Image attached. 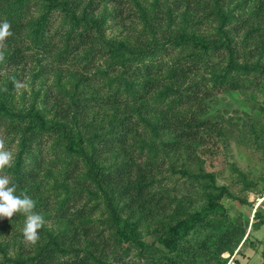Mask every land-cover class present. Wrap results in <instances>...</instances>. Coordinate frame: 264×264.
<instances>
[{"label":"trees","instance_id":"16d2710c","mask_svg":"<svg viewBox=\"0 0 264 264\" xmlns=\"http://www.w3.org/2000/svg\"><path fill=\"white\" fill-rule=\"evenodd\" d=\"M234 1L0 0V23L7 21L11 32L0 39V137L17 143L14 162L2 169L3 174L10 175L17 191L39 198L45 212L54 211L49 217L63 223L52 238L40 227L39 239L32 243L23 234L20 238L18 231L11 232L13 220H24L23 214L0 218V236L7 232L12 241L21 239L16 257L6 256L0 264H100L92 250L76 248L85 242L93 250L114 254L134 247L135 257L136 250L139 258L152 255L153 264H226L238 249L236 260L241 264L238 255L251 239V231L247 233L222 203L230 190L210 184L211 190L204 189L206 201L202 198L197 208L191 202L189 207L170 211L174 200L156 184L152 162L138 160L137 146L127 148L129 138L134 136L137 144L148 130L161 126L174 133L168 143L174 148L208 136L221 139L224 126L202 115L210 111L205 99L213 88L225 83L240 87L228 77V66L220 72L218 61L210 64L213 51L219 49L221 61L235 52L233 34L245 33L242 45H254L258 63H229L230 68L245 75H256L255 70L260 69L258 75L264 80V0ZM54 21H59V26H53ZM112 26L120 29L117 35L106 34ZM123 31L127 36L136 34V39L130 41ZM211 36L214 39L208 38ZM80 60L82 67L76 64ZM72 65L77 67L69 69ZM204 66L211 68L213 76L204 75ZM23 73L43 80L54 76L42 101L55 111L57 121L37 106L39 91L24 95L22 105L16 103L22 85L18 78ZM63 79H73L72 87L63 90ZM189 81L192 83L185 85ZM180 106L190 107V113L177 111ZM70 124L75 130L71 133ZM246 125L257 138L262 137L264 122L259 118ZM59 138L62 150L73 160L80 158L74 154L82 155L90 169L105 152L119 146L128 159L118 171L114 174L98 167L92 175L106 198L112 201L111 193L121 197L133 216L155 223L148 222L158 242L146 244L129 220L132 228L128 231L117 205L108 204L112 220L100 227L83 203V192H71L57 208L49 210L53 200L39 194L38 181L49 160L48 149L43 147ZM112 188H117L119 195ZM262 212L259 217L263 222ZM260 222H254L252 229ZM1 250L6 254L9 249ZM117 260V264H140Z\"/></svg>","mask_w":264,"mask_h":264},{"label":"rangeland","instance_id":"374dc122","mask_svg":"<svg viewBox=\"0 0 264 264\" xmlns=\"http://www.w3.org/2000/svg\"><path fill=\"white\" fill-rule=\"evenodd\" d=\"M238 1L242 0H235V4ZM59 24V21L53 22V26H59ZM119 32L120 29L114 26L106 29L107 35H117ZM122 33L124 35L126 31ZM244 34V32H240L236 36L233 34L237 43L235 44L236 50L232 55L228 53L226 59L221 61L223 57L217 56L218 49L217 52H212L210 59V64L218 61L216 63L217 69L222 68L219 70L220 72H222L223 68L226 71L225 67L228 66L230 71L228 77L237 80L240 84L238 89L231 87L228 83H225L220 88L215 87L212 89L213 93L207 95L205 99L210 111L208 109L209 113L202 115V117L212 118L219 126H224L221 129L223 136H221L219 141L216 140L215 136H208L204 137L203 141L191 145L188 143L179 144L174 148L168 144L169 140L174 138V133L161 126L156 130H148L147 135L140 137V141L137 144H135L134 136V139L129 138L128 142H130V145L128 144L127 148L132 150L134 146H137L134 150L138 154V160L143 163L148 160L152 162L156 184L165 188L170 195V199L173 198L174 200L170 211H175L179 207H189L191 202L193 207L197 208L202 203V198L206 201L204 189L211 190L210 184L226 186L230 190L231 195H225L222 198V203H224L231 217L241 224L248 233L251 231L254 222L259 223L261 221L259 214L262 211L264 212V200L261 201L264 196V133H262L261 138H257L251 132V128L246 125L247 122L257 121L258 118L262 123L264 122V80H261L262 77L258 75L260 69L255 70L256 75H245L230 68L232 65H228L229 63H234L237 66H252L258 63L254 61L256 60L254 45H242ZM126 36L127 34L124 35V37ZM127 38L130 41L135 40L136 34H130ZM208 38L214 39L213 36ZM223 50L221 51L223 52ZM181 52L186 54L188 51L181 50ZM81 62L80 60L76 64L82 67L84 62ZM75 67L77 66L72 65L69 69ZM210 69L209 66L202 68L205 76H213ZM25 74L23 73L18 78L22 85L16 93V103L22 105L24 95L28 97L33 90L39 91L41 95L39 101L36 102L37 106L44 113H49L48 117L50 120L57 121L55 111H50L47 103L42 101L45 100L42 95L45 94L46 88L54 83V76L51 75L49 79L43 80V77L33 76V73L30 78L28 75L25 76ZM253 78L260 80V83L254 81ZM72 80H61V88L67 90L72 87ZM191 83L189 81L185 85ZM190 109V107L180 106L177 111L180 110L183 114H189ZM155 123L156 120L152 122V125H155ZM77 127L78 129L80 128L78 122ZM68 130L70 133L75 131L71 124L68 126ZM142 141H147L146 145L140 146ZM52 142L47 147H43V150L48 149L46 154L49 160L46 166L43 167L41 178L38 181L39 194L49 196L53 200L52 207L49 210L57 208L61 200L65 201L71 192H83V203H86V208L93 212L100 227L112 220H109L111 213L108 204L117 205L120 208V213L125 216L124 227L128 231L132 227L129 226L127 220L134 222L135 227L133 229L138 233L136 235L139 238L141 237L146 244L154 245L158 242L156 233H151L149 228V223L151 225L155 223L151 220H148L149 223L142 222L136 215L133 216L134 212L128 208L126 201L121 197H114L113 193H111L112 201L106 198L102 187L92 175L93 169L97 171L98 167L106 172L113 171L114 174L118 171V167L123 165L125 160L128 159V156L120 153L119 146L116 145L117 149L115 148L113 151L105 152L96 161V166L90 169L86 162L81 159L82 155L74 154L76 158H80L73 160L65 150H62L61 138L53 144ZM16 147V142L3 136L0 137V150L11 151L13 160ZM142 149L144 150L141 151ZM3 173V170L0 169V175H4ZM5 175L12 180L10 175L7 173ZM112 189L116 190V194L119 195L117 188ZM16 194L21 196L26 194L34 201L33 211L43 217V225L41 227L48 233L46 235L48 238H52L63 227V223L61 224L58 218L49 217V214L52 215L54 211L45 212V207L38 203L39 198L34 199L32 195L24 194L17 190ZM22 217H24V214ZM107 219L108 221H105ZM24 220L23 218L13 220L15 227L11 229V232L18 231L16 234H19L20 238L23 234ZM251 234L257 237L264 236V223L255 226ZM20 240L18 238L17 242L15 240L12 241L10 234L7 232L1 235V247H6L9 250L5 254L0 247V260L6 258V256L15 258L20 249ZM251 243L246 242L242 247V252L238 255V259L246 264H264V259L262 258L264 246L262 245L259 249L260 251L262 250V253L254 254L253 252L250 253L251 247H254ZM75 246L79 250L83 248L92 250L94 258L98 259L101 262L100 264L103 261L117 264V259L121 262H127L131 259L140 264H153L152 255H148L149 258H139L136 250L135 257V249L130 246L121 249L119 253L115 254L112 252L105 253V250H93L92 246H89L87 242L83 245L76 244ZM245 253L252 256L251 260L248 261V258L244 256ZM224 257L228 258V252L224 254ZM228 261L229 258L227 263Z\"/></svg>","mask_w":264,"mask_h":264},{"label":"clouds","instance_id":"9594fccd","mask_svg":"<svg viewBox=\"0 0 264 264\" xmlns=\"http://www.w3.org/2000/svg\"><path fill=\"white\" fill-rule=\"evenodd\" d=\"M10 24L7 21L0 23V39L9 35ZM13 153L9 150H0V169L10 168L13 164ZM34 201L28 195H17L15 184L6 175H0V218H11L14 213L24 214V239L35 243L39 239L37 230L43 225V217L33 211Z\"/></svg>","mask_w":264,"mask_h":264},{"label":"crops","instance_id":"0c3cea01","mask_svg":"<svg viewBox=\"0 0 264 264\" xmlns=\"http://www.w3.org/2000/svg\"><path fill=\"white\" fill-rule=\"evenodd\" d=\"M264 213V212H263ZM260 223H264V221L262 222H260ZM248 233H250V232H248ZM251 233H252V230H251ZM264 236H254V235H252L251 234V239L248 241L249 242V244L251 243V245L252 246H254V247H251V250H250V253H254V254H258L259 252H261L262 253V250L260 251L259 249H260V247L263 245L264 246ZM244 243V242H243ZM242 243V244H243ZM246 244V243H245ZM244 256L245 257H247L248 258V261L249 260H251V258H252V256L251 255H246V253L244 254ZM262 258L264 259V253H263V255H262ZM241 264H246L245 262H243V261H241ZM248 264V263H247Z\"/></svg>","mask_w":264,"mask_h":264},{"label":"built area","instance_id":"2783aa9c","mask_svg":"<svg viewBox=\"0 0 264 264\" xmlns=\"http://www.w3.org/2000/svg\"><path fill=\"white\" fill-rule=\"evenodd\" d=\"M263 200H264V196H263V198L261 199V201H263ZM236 253H237V251H236L234 254H232V255L230 256L229 261H228L227 264H240V263L236 260Z\"/></svg>","mask_w":264,"mask_h":264}]
</instances>
